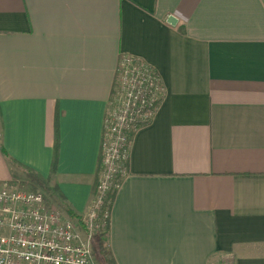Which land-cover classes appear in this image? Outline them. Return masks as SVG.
Masks as SVG:
<instances>
[{
    "label": "crops",
    "instance_id": "obj_1",
    "mask_svg": "<svg viewBox=\"0 0 264 264\" xmlns=\"http://www.w3.org/2000/svg\"><path fill=\"white\" fill-rule=\"evenodd\" d=\"M121 55L165 94L132 137L106 257L264 264V0H0V184L19 166L85 215Z\"/></svg>",
    "mask_w": 264,
    "mask_h": 264
},
{
    "label": "built area",
    "instance_id": "obj_2",
    "mask_svg": "<svg viewBox=\"0 0 264 264\" xmlns=\"http://www.w3.org/2000/svg\"><path fill=\"white\" fill-rule=\"evenodd\" d=\"M165 94L156 71L138 58L119 57L101 136L97 182L76 223L46 206L44 195L0 184V264H96L92 239L109 224L113 197L127 175L131 140L151 122ZM27 189V190H26Z\"/></svg>",
    "mask_w": 264,
    "mask_h": 264
},
{
    "label": "rangeland",
    "instance_id": "obj_3",
    "mask_svg": "<svg viewBox=\"0 0 264 264\" xmlns=\"http://www.w3.org/2000/svg\"><path fill=\"white\" fill-rule=\"evenodd\" d=\"M23 179H21V181L17 182V184L19 185H24L23 187H26L28 190L31 191H39L41 192L45 198H46V206H48L49 208H55L56 210L60 211L63 216L68 219L65 215L64 212L61 211L58 207H57V201L58 199H56L55 197H53V195H50V192L44 185H38L35 181L34 178L31 176H25L22 177ZM25 181V182H22ZM26 189V190H27ZM70 220V219H68ZM74 223L73 220H70ZM76 223V222H75ZM80 234L81 230H80ZM106 238H107V233L104 231H101L100 233H98L91 242L92 245V257L94 259V261L96 262V264H107L108 262V258L105 255V242H106Z\"/></svg>",
    "mask_w": 264,
    "mask_h": 264
},
{
    "label": "trees",
    "instance_id": "obj_4",
    "mask_svg": "<svg viewBox=\"0 0 264 264\" xmlns=\"http://www.w3.org/2000/svg\"><path fill=\"white\" fill-rule=\"evenodd\" d=\"M55 153H56V150H57V144H55ZM54 164H55V159L53 160V167H54ZM19 171H22L23 173H25L27 176L31 177L32 174L29 172V171H26L25 169H22L21 167H17ZM33 177V176H32ZM34 181L40 185L41 183L39 181H36L34 179ZM114 198V197H113ZM57 207L64 212V215L70 219V220H73L74 223L77 222V224L81 227V229H83V226H82V222H81V218L79 216H77L75 213H73V211L70 209V207L64 203H57ZM108 227H109V224L107 222V225L105 226V232L107 233L108 232ZM91 249H92V245H91ZM108 263L107 264H114L113 261L111 259H109L107 261Z\"/></svg>",
    "mask_w": 264,
    "mask_h": 264
},
{
    "label": "water",
    "instance_id": "obj_5",
    "mask_svg": "<svg viewBox=\"0 0 264 264\" xmlns=\"http://www.w3.org/2000/svg\"><path fill=\"white\" fill-rule=\"evenodd\" d=\"M167 23L174 25L175 24V19H173L172 17H169L167 20Z\"/></svg>",
    "mask_w": 264,
    "mask_h": 264
}]
</instances>
